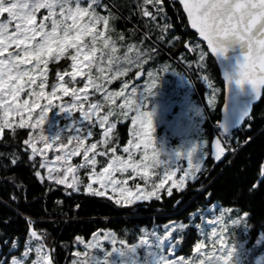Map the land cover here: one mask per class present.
Instances as JSON below:
<instances>
[{
  "label": "snow or ice",
  "instance_id": "1",
  "mask_svg": "<svg viewBox=\"0 0 264 264\" xmlns=\"http://www.w3.org/2000/svg\"><path fill=\"white\" fill-rule=\"evenodd\" d=\"M179 4L186 14L187 25L207 46L205 51L200 42L191 37L190 46L186 44L197 54L198 67H205L204 61L209 53L221 67L223 107L220 110L222 117L217 121L221 139L212 142V156L219 161L226 150L221 144H228V129L251 118L252 104L264 89V0H179ZM98 7H104L108 14L101 15ZM136 9L147 18L146 26L155 25L162 32L171 28L170 23L156 24L158 17L162 21L167 19L160 0H137ZM114 19L102 0H0V129H11L15 136L16 130L8 117L21 115L20 129L38 130L30 131L23 141L31 149L29 159L32 160L37 153L45 154L34 146L38 140L45 150L58 148L60 154L55 155V160L64 161L61 165L63 175H60L42 159L39 166L48 168V171L42 175L36 170L37 176L41 179L47 176L56 185H64L65 192L80 191L82 179L79 169L84 168L88 183L83 191L104 197L111 190L115 195H109L108 199L128 208L129 218H132L138 215L143 202H162V192L172 197L173 189L176 192L186 190L185 181H196L197 174L205 170L203 164L207 152L204 141L198 139L203 131L204 109L193 105L186 122L179 128L172 126L175 134L182 137L177 146H166L163 138L157 140L155 125L157 120L164 118L166 104L155 100L156 79L149 70L151 83L143 89L133 86L131 94L123 99L120 114L127 119L129 112L134 113L131 116L134 127L130 129L133 138L118 154L119 137L113 133L116 123L109 121L114 109L109 107L101 114L103 105L94 97L97 92H104L105 79L111 82L129 70L125 65L139 66L144 61L142 53L134 59L129 57L132 45L127 46L123 56L118 53L116 42L109 34ZM157 38L162 40L165 37L159 35ZM173 39L179 40L180 37ZM120 40H124L123 34ZM172 43L173 40H169V44ZM229 52H232L231 56L227 55ZM62 58L71 63L58 70L55 80L49 83V63L62 61ZM161 71L167 72L168 66L164 65ZM105 72L111 74L110 78L96 75ZM136 75L139 77L141 73L138 71ZM204 80L211 86L209 77H204ZM46 84L50 91H45ZM245 85L248 86L247 91ZM220 92V89L212 87L208 100L210 107H215ZM238 94L250 97L242 107L236 101ZM114 95L121 93L109 92L104 95V101L111 100ZM61 96L70 99L54 103ZM229 99L233 101L231 109L228 107ZM53 108L58 109L68 121L63 128L49 118L48 113ZM25 112L27 119L23 115ZM75 112L79 113L78 118L73 115ZM42 125L51 129L47 137L42 134L45 131ZM97 125L102 130L100 138L85 143L95 135L93 129ZM65 137L67 143L64 142ZM136 154H139V159L135 158ZM77 155L82 157L79 164L68 163ZM98 156L106 159V166L98 161ZM182 159L187 161V168L181 166ZM178 171L181 174L177 180L174 177ZM260 174L264 175V167H261ZM93 181L99 187H94ZM168 181L171 185L167 184ZM12 199L15 201L17 197L13 195ZM55 203L59 205L61 201ZM180 203L182 201L177 200L176 206ZM232 211V208L221 211L216 219L220 225L219 233L213 228L206 240L201 239L192 248L194 255L187 258L173 257V254L189 225L169 222L163 225L162 233L153 225L152 229L139 226L125 228L122 234L115 230L97 229L91 232V239L87 242L77 235L74 243L82 245L84 250L74 253L71 264H248L250 249L234 233L230 234L229 226H239L249 214L244 212L243 216L237 215L236 218L229 215L225 220V213ZM25 220L27 231L22 246L19 238L0 241L7 249L0 253V264H55L51 248L45 247L44 233L35 229L31 217H25ZM195 227L203 235L201 225L195 224ZM243 230L245 233L249 231L247 224ZM206 243L211 244L210 249L204 247ZM261 259H264V254L255 264H259Z\"/></svg>",
  "mask_w": 264,
  "mask_h": 264
},
{
  "label": "trees",
  "instance_id": "2",
  "mask_svg": "<svg viewBox=\"0 0 264 264\" xmlns=\"http://www.w3.org/2000/svg\"><path fill=\"white\" fill-rule=\"evenodd\" d=\"M160 4L164 7L167 19L162 21L158 17L156 24H171V28L163 32L155 25L146 26L147 18L142 17L133 5L129 17L120 12L117 25L121 30L128 27L132 29V43L141 44L145 49L144 56L157 60L160 70L162 62L170 60L178 71H188L189 78L193 80L201 97L206 93L203 76L209 77L214 87L221 90L215 107L207 106L203 128L208 142L206 150H209L211 139L219 134L217 124H213L220 118L219 109L223 97V83L218 68L214 59L208 55L204 61L205 67L200 71L196 57L186 46L190 44V37L199 41L188 29L178 2L160 0ZM159 35L165 38L158 39ZM174 37L180 39L174 40ZM169 40H173V43L169 44ZM200 44L206 51L204 45ZM179 55H182L181 59ZM66 64L68 60L63 58L62 61L50 62L49 80L57 69ZM140 66L146 71L150 62ZM187 67L189 70L185 69ZM134 69V72L138 70ZM250 117L239 129L231 132L222 162L215 163L207 155L204 160L205 170L198 174L196 181L186 183V190L176 192L173 189L172 197L162 193V202H143L138 215L132 218H129L128 208L116 205L107 197L89 195L83 191L82 186L80 191L65 192L64 185H56L46 178L41 179L35 174L36 170L43 172L39 166L40 158L35 155L30 160V148L23 144L28 138L29 129L14 126L16 132L13 136L12 130L5 128L0 137V241L19 238L22 246L27 231L25 217H31L35 229L44 233L45 247L51 248L55 264H71L74 253L82 247L74 243L77 235L87 241L91 238V232L97 229L115 230L122 234L125 228L139 226L152 229L153 225L162 233L165 223L184 222L189 228L175 253L187 258L192 254L196 242L201 239L195 224L201 225L207 218H217L223 209L232 208V213H229L232 218L243 216L244 212L249 214L239 226L230 225L229 232L245 242V247L250 249L248 264H255L264 252V239H261L264 236V175L260 174L261 167H264V89ZM95 130L96 128L93 129ZM127 132L128 122H117L113 133L119 137L118 152L120 146L127 141ZM91 138L98 140L99 133ZM82 174L85 175L84 171ZM13 195L17 197L15 201L12 199ZM57 200L61 201L59 205L55 203ZM177 200L182 201L179 206H176ZM158 208L161 209L160 212L156 211ZM226 214L227 220L229 215ZM245 224L249 229L247 233L243 230ZM5 251L7 249L0 243V253Z\"/></svg>",
  "mask_w": 264,
  "mask_h": 264
},
{
  "label": "rangeland",
  "instance_id": "3",
  "mask_svg": "<svg viewBox=\"0 0 264 264\" xmlns=\"http://www.w3.org/2000/svg\"><path fill=\"white\" fill-rule=\"evenodd\" d=\"M102 3L106 4L108 6V9L115 16V19L111 21L110 27H111L112 31L109 34L113 37V39L116 42L118 53L121 56H123V52L127 51V46L132 45L133 51L128 53L130 58L134 59L138 54L142 53L143 54V61H144L142 64L145 65L147 62L148 63L150 62V66L145 71L144 78L141 82H135L133 80V76L135 73L134 68L139 69V68H141L140 65H142V64H140L139 66H137L136 64L125 65L126 67L129 68V70L127 72H124L123 75L116 76V78L112 79L111 82H108V80L105 79L103 81L104 85H105L104 92L103 93L97 92L95 94L94 99L98 100L103 105V107L100 110L101 114L107 112L109 107H112L114 109L113 115L109 116V121H114L116 124H117V122L118 123H123L126 121L128 122L127 141L124 145L120 146V152H118V154H121V150L128 144L129 139L133 138L130 136V129H132L134 127L131 123V116L134 113L129 112L127 119H125V117L122 114H120V109H121L122 104H123V99H124V97L131 94V89L133 86H139L141 89H143V88L147 87L148 83H151V81L149 80V77H148L149 70H151L153 72V78L156 79L157 95L155 97V100L157 101V103H160L161 101H163L166 104L165 111H164V118L162 120H157L156 125H155L154 136L156 137L157 140H160L161 138H163V140L166 143V146H168V147L177 146L178 144H180L182 137L180 135L175 134L172 126H175V128H179L181 126V124L185 123L187 120V117L192 114L190 109L193 105L200 106L204 109V122H205V118L207 116V113H206L207 106L210 107L208 104V100H209V97L212 95V87H214L213 83H211V86H209V83L203 79L204 86L206 87V93H205L204 97H201L195 88V84H194L193 80H191L189 78L188 71H185V72L178 71L177 68L172 63V61H170V60H166V61L164 60L162 62L163 66L164 65L168 66V71L167 72L161 71L160 68H158L159 64H158L157 60L154 61L152 57L149 58V57L144 56L145 49H143L141 47V44L139 45V44H133L132 43V41H131L132 29L130 27L126 28L125 30L119 29L120 27L117 25V22L120 19V16H119L120 12L125 14L126 17H129V12L132 10L131 5L136 6L137 0H102ZM97 11L100 12L101 15H107L108 14V12L105 10L104 7H98ZM98 27H103V25H99ZM121 34H123V36H124L123 41L120 40ZM189 46H190V44H189ZM189 46H188V48L190 50ZM190 53L196 57V62L198 64L197 54L193 51H190ZM181 56L182 55H179V59H181ZM70 63H71V61L68 60V64L63 66L61 69H57L54 72V75L50 80H49V76H48L49 83H51L53 80H55V74L58 70H62L63 68H66ZM41 67H43V65H41ZM185 69L187 70L188 67ZM199 69H200V71L202 70L201 68H199ZM47 71L49 73V71H50L49 66L47 68ZM132 73H133V75L131 76ZM96 75L102 76V77L108 76L109 78L111 76V74L107 73V72L97 73ZM129 77H131V78H129ZM203 78H204V76H203ZM77 79H83V78L78 77ZM81 87H82V85H81ZM45 91H50V88L48 87L47 84H46ZM88 91L91 92L92 90L88 89ZM109 92L121 93V95H114L111 100L104 101V95H106ZM90 98H92V97H90ZM69 99H70V97L61 96L60 99L55 100L54 103L58 104L61 102V100H69ZM211 108H213V107H211ZM23 115L27 119L28 114L25 112V113H23ZM73 115L76 116L77 118L79 117L78 112L73 113ZM48 116L52 120L53 123L58 124L59 127H61V128H63L64 125L66 123H68V121H66L64 119L63 114L59 113L58 109H56V108H53L52 110H50V112L48 113ZM8 119H9V122L12 123L13 127L18 126L19 121L21 119V115H12V116H9ZM204 122L201 124V128L203 131H202L201 135L198 137V139H201L204 141V150L207 152V155H209V150L208 149L206 150V148L208 147V142H207V139H205V129L203 128ZM213 124H217V122L213 123ZM41 128L45 129V131L42 134L47 137L50 134L51 129H48L47 125H42ZM95 128H96V130L94 131V133H99V138H100L102 130L99 128L98 125ZM3 129H5V128H3ZM3 129H0V137L2 135ZM28 129H29V132L30 131H38V130H33L31 128H28ZM92 141H95V140H92V138H90L88 141H85V143H89ZM64 142L67 143L66 137L64 138ZM34 146L37 149H39L40 151H43L45 153L43 156H41L39 153L36 154V156H38L40 158V161L42 159L45 160L48 163L49 167L57 169L59 174L63 175V169L61 168V165L64 163V161H56L55 160V155L60 154L59 149L58 148H49V149L45 150L43 148V144H41L38 140ZM30 151H31V149H30ZM31 154H32V152H31ZM124 155H126V154H124ZM135 158L139 159V154H136ZM97 159H98V161H102L106 166V159L105 158H101L98 156ZM81 160H82V157L80 155H77V156L72 157L71 160L68 161V163L75 165V164H79L81 162ZM180 163H181V166L183 168H187V161L186 160L182 159L180 161ZM203 167H204V164H203ZM98 168H99V165L97 166V169H96L97 171H98ZM88 170L90 171L91 169H88ZM47 171H48V168H43V172L41 174L43 175ZM82 171H84V174H85L86 170L84 168L79 169V176L82 179L81 186L84 187V185L88 183V177L86 174L83 175ZM180 174L181 173L178 171L176 176L174 177V179L178 180ZM116 175L119 177V173H117ZM44 178L48 179L47 176H44ZM153 179H155V177H153ZM188 181H192V180H190V179L186 180L185 184ZM139 182L141 184H143L142 180H140ZM128 183L131 184V181H129ZM167 184L171 185V181H168ZM93 186L99 187L98 185L95 184L94 181H93ZM162 193H166V192H162ZM109 195L114 196L115 194L112 193L111 190H109L105 194L104 197L108 198ZM220 214H221V212H220ZM220 214L218 215V217L220 216ZM228 215H229V213L226 214V216H228ZM216 219L217 218H212V219L207 218L202 222L201 228L203 229V235L200 232L201 239L206 240L207 237L211 234L213 228H215L217 230V232L219 231L220 225L216 223ZM225 220H226V218H225ZM98 234H102V233H98ZM261 239H264V236H262ZM200 240L197 241L196 243L200 242ZM204 247L210 249L211 244L206 243L204 245ZM217 247H219V245H217ZM83 250L84 249L82 246L80 249H78L76 251H83ZM262 254H264V252ZM262 254H261V256H262ZM191 255H194V254L192 253ZM175 256H178V255L176 253H174L173 257H175ZM261 256H259L257 258V260L259 258H261ZM259 264H264V259H261Z\"/></svg>",
  "mask_w": 264,
  "mask_h": 264
},
{
  "label": "water",
  "instance_id": "4",
  "mask_svg": "<svg viewBox=\"0 0 264 264\" xmlns=\"http://www.w3.org/2000/svg\"><path fill=\"white\" fill-rule=\"evenodd\" d=\"M172 1H177L178 4H179V0H172ZM179 6H180L181 11H182V13H183V8H182V6H181L180 4H179ZM183 15H184V17H185V19H186V22H187L186 14L183 13ZM187 26H188V25H187ZM188 29H189L191 32H193V33L195 34V30H194V29H191L189 26H188ZM195 35H196V34H195ZM196 39L204 45V47H205V49H206V51H207V46H206V44L203 43L202 41H200V38H199L197 35H196ZM237 54H239V53H238V50H237ZM209 55H210V56L214 59V61H215V64H216V66H217V68H218L219 76H220V79H221V81H222V83H223V88H224V81H223V75H222V72H221L220 64H219V62L216 61L215 57H213L210 53H209ZM227 55L231 56V55H232V52H229ZM222 62H223V61H222ZM138 71L141 73V75H140L139 77L136 75V73H137ZM144 73H145V71H144L143 68L138 69V70L134 73L133 80H134L135 82H141V81L143 80V78H144ZM247 88H248V86L245 85V90H246V91H247ZM235 91H236V90H235V87L233 86V92H235ZM262 91H263V89L261 90V96L253 102L252 107H251V111H250V115H251V113H252V110H253L254 106H256V105L258 104V102L260 101V99H261V97H262ZM231 95H232V93H229V96H231ZM249 99H250V97H249L248 95H246V94H238L237 97H236V101H237V103H239V105H240L241 107H242L245 103H247V102L249 101ZM232 103H233V101H232L231 99H229V102H228V107H229V109H231V107H232ZM222 107H223V97H222V104H221L220 109H219V116H220L219 119H221V117H222V113H221V111H220ZM246 119H247V118H246ZM246 119H245V120H246ZM245 120L242 121V123H241L240 126L229 128V129H228V133H229V132H233V131H235L236 129L240 128V127L243 125V123L245 122ZM216 128H217V130H219V129H218V126H217ZM218 139H220L218 135L214 136V137L211 139L210 144H209V156H210V158H211L215 163H220V162H222L223 159H224V156H225V154H226V153H225V154L221 157V159H220L219 161H217V160H215V159L213 158L212 153H213L214 149H213V147H212V142H213L214 140H218ZM221 147H224L223 144H221ZM225 152H226V150H225Z\"/></svg>",
  "mask_w": 264,
  "mask_h": 264
},
{
  "label": "built area",
  "instance_id": "5",
  "mask_svg": "<svg viewBox=\"0 0 264 264\" xmlns=\"http://www.w3.org/2000/svg\"><path fill=\"white\" fill-rule=\"evenodd\" d=\"M228 134H230L229 137H231V132H229ZM219 137H220V135H219ZM229 137H228V138H229ZM220 139H221V137H220ZM223 145H224V144H223ZM228 145H229V142H228L227 145H224V146L228 147Z\"/></svg>",
  "mask_w": 264,
  "mask_h": 264
},
{
  "label": "flooded vegetation",
  "instance_id": "6",
  "mask_svg": "<svg viewBox=\"0 0 264 264\" xmlns=\"http://www.w3.org/2000/svg\"><path fill=\"white\" fill-rule=\"evenodd\" d=\"M188 50H189V48H188ZM190 51V50H189ZM239 129V128H238ZM226 153V152H225Z\"/></svg>",
  "mask_w": 264,
  "mask_h": 264
}]
</instances>
